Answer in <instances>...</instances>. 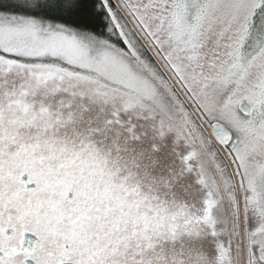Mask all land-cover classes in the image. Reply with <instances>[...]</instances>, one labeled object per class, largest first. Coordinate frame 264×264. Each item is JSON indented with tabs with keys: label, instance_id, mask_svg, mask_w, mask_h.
<instances>
[{
	"label": "snow or ice",
	"instance_id": "snow-or-ice-1",
	"mask_svg": "<svg viewBox=\"0 0 264 264\" xmlns=\"http://www.w3.org/2000/svg\"><path fill=\"white\" fill-rule=\"evenodd\" d=\"M0 264H264V0H0Z\"/></svg>",
	"mask_w": 264,
	"mask_h": 264
}]
</instances>
